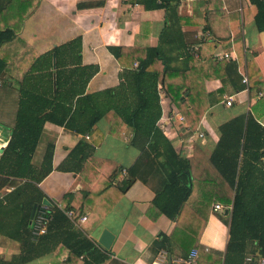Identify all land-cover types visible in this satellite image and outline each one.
Masks as SVG:
<instances>
[{"label": "crops", "instance_id": "crops-1", "mask_svg": "<svg viewBox=\"0 0 264 264\" xmlns=\"http://www.w3.org/2000/svg\"><path fill=\"white\" fill-rule=\"evenodd\" d=\"M209 1L212 5L207 3ZM213 1L218 3L217 7L213 6ZM177 12L184 17L180 28L187 41L186 51L195 60L204 63L237 59L239 73L248 78L250 72L254 85L255 94L251 96L247 87L231 91L229 81L225 80L222 96L207 108L191 133L186 121L180 119L183 115L176 104L158 83L159 129L180 154L191 156L197 143L209 158L221 135L219 127L224 122L251 113L264 126V30L256 27L257 8L250 0H179ZM164 20L163 8L145 9L132 0H0V29L11 27L16 34L0 48V57L5 61L0 73V155L10 138L22 79L31 78L32 83V79L47 81L52 78L57 82L53 88L57 99L70 106L75 105L78 96L107 89L117 90L111 96L113 101L117 99L120 106L121 102L127 104L132 100L133 92L124 86L128 85L127 80L133 81L130 72L138 61L134 59L124 66L109 47L155 46ZM77 36L81 37V63L55 68L53 47ZM224 51L229 52L230 57L219 60L217 55ZM172 64L187 73L200 71L198 63L187 67L188 62L181 58ZM184 72L176 71L164 78L173 86L179 85L180 73ZM219 72L208 68L204 71L207 75L204 74L203 87L213 99L219 95L222 83L218 77L211 78L212 74L228 79L225 73ZM38 84L35 83V87L39 90L47 89ZM225 95L231 96V105L225 104ZM113 117L112 133L106 118L97 121L89 134L76 133L45 121L32 164L39 167L51 146V170L37 186L53 203L72 205L75 213L76 208L79 209L80 213L74 215L76 227L82 228L96 242L103 229L114 235L108 248L110 256L102 264H153L161 250L167 251L172 260L185 257L186 252L179 244H192V235H181L177 243L173 241L172 253L159 244L163 235L169 236L175 221L151 210L155 193L145 180L154 164L153 156L150 153L143 158V153L130 144L131 128L116 113ZM79 139L87 143L99 141L93 153L96 159H86L82 172L72 169L77 158L74 157L72 162L65 161ZM64 163L69 168L59 169ZM115 166L122 170L114 176ZM132 166L138 174L137 179L116 198L115 185ZM202 168L206 180L195 185L190 202L195 200L196 190L212 191L216 171L206 163ZM208 176L212 178L207 179ZM24 182L23 178L0 175V264H11L22 252L25 240L22 204L28 198L24 193ZM64 196L68 198L63 201ZM215 203L222 204L223 209L214 210ZM227 207L231 205L221 201L206 202L199 213V222L204 223L198 234L200 251H197V259L203 254L204 258L208 255L204 259L206 264L215 263L211 258L214 254L223 257L225 253L231 210L225 214ZM81 216L86 219L80 221ZM198 230L195 228V234ZM53 234L57 236L59 232L56 230ZM67 253L68 249L59 242L51 252L15 264H67ZM76 264H82L81 258ZM218 264H223L222 258Z\"/></svg>", "mask_w": 264, "mask_h": 264}, {"label": "trees", "instance_id": "trees-1", "mask_svg": "<svg viewBox=\"0 0 264 264\" xmlns=\"http://www.w3.org/2000/svg\"><path fill=\"white\" fill-rule=\"evenodd\" d=\"M132 1L142 4L145 9L163 8L165 20L159 42L155 46L109 47L119 63L124 66L129 65L134 59L138 61L137 66L130 72L133 81L127 80L128 85L124 86V89L128 87L133 92L132 100L127 104L121 102L120 106L117 99L115 101L111 99V96L116 94V89L78 96L75 105L70 106L57 99L53 92L57 82L52 78H48L47 81L41 78L32 79V83L31 78H25L19 85L20 93L14 124L10 138L0 155V175L25 179L23 188L28 196L22 204L25 240L22 243L21 254L11 264L49 253L59 242L68 249L67 264L70 262L76 264L80 258L82 264H102L109 258V249L90 238L82 228L76 227L75 219L69 218L62 209L47 199L37 186L51 170V146L47 148L39 167L32 164V157L45 121L54 122L76 133L89 134L97 121L106 118L110 122L109 131L112 133L114 113L131 128L130 144L143 153V158L150 153L153 156L154 164L145 180L155 193L151 210L163 213L175 221L169 236L163 235L160 240L161 246L172 253L174 248L172 242L177 243L181 235L189 234L194 238L193 243L187 246L179 244L186 252L183 256L186 257L192 248L200 251L198 234L204 221L199 222V213L206 202L209 204L221 201L225 205H231L229 238L223 257L220 254L211 257L215 261L214 264H218L221 258L223 264H244L247 256L255 261L259 257L264 258V126L251 113L237 115L224 122L219 127L221 135L209 158H206L197 143L194 144L191 156L180 154L157 126V120L161 115L158 83L176 104L189 127V132L192 133L207 108L222 96L225 91V80L229 81L231 91L246 87L238 71L239 61L228 59L226 62L202 63L186 51L187 41L180 28L184 17L177 12L179 0ZM250 1L257 8L254 17L256 27L264 30V0ZM207 3L212 5L210 1ZM213 4L216 7L218 5L214 1ZM206 17L208 19L209 16ZM206 27L207 24L204 28ZM15 36V31L11 27L0 29V48L6 42L12 41ZM52 51L55 55V68L80 64L81 37L77 36L55 45ZM178 58L186 60L187 67L198 63L200 71L192 74L184 72L181 67H175L172 63ZM4 66L5 61L0 57V73ZM206 68L214 72L220 71V74L225 73L228 78L223 79L218 74H212L211 78L218 77L222 83L218 90L219 95L214 99L203 87V77L207 75L204 73ZM176 71L184 73H180L182 75L180 84L173 86L164 75H172ZM248 73L247 89L252 96L255 94L254 85L252 76L250 72ZM35 83L43 84L47 89L39 90ZM98 143L96 139L91 143L79 139L67 154L65 161L72 162L74 157L77 158L73 161V167L70 166L74 171L82 172L86 159H96L93 153ZM205 163L210 164L216 171L212 191L198 189L195 200L190 202L195 185L206 180L202 168ZM68 164L60 165L59 169L69 168ZM121 170V167L115 166L112 175H119ZM137 177L135 167H130L126 176L115 185L116 198L122 195ZM211 178L212 176H208L207 179ZM67 198L68 196H64L63 201ZM34 203H37V207L45 204L53 214L47 232L37 241L30 239L29 221ZM73 207L63 206L64 209ZM79 213L80 210L76 208L75 215ZM195 228L199 229L196 234ZM56 230L59 232L57 236L53 234ZM203 255L198 257L197 264H206L204 259H207L208 255H205L207 258Z\"/></svg>", "mask_w": 264, "mask_h": 264}, {"label": "built area", "instance_id": "built-area-1", "mask_svg": "<svg viewBox=\"0 0 264 264\" xmlns=\"http://www.w3.org/2000/svg\"><path fill=\"white\" fill-rule=\"evenodd\" d=\"M230 53L224 51L222 54H218L217 58L219 60L223 58H229ZM242 82L245 83L247 87L248 78L246 76H242ZM225 104L231 105L232 104V98L231 96L225 95ZM181 120H184L182 116H180ZM203 133L200 134L202 136ZM86 137H88L86 135ZM57 207L62 209L65 214L69 218H74L75 212L72 209H64L63 206H61L59 203H55ZM228 209H231V207H227ZM214 210H221L223 209V205L220 203H215L213 205ZM53 219L52 211L45 205L40 204L38 207H36L34 215L30 221V239L32 241H37L38 238L42 235H44L47 230L50 222ZM86 219V216H81L80 221H83ZM197 256L198 252L196 248H193L189 251V253L186 255V257L178 258L177 260H172L171 256L168 255V252L165 250H161L159 254L156 257V260L153 262V264H197ZM263 264L264 258L259 257L256 261L251 258L250 256H247L245 258L244 264Z\"/></svg>", "mask_w": 264, "mask_h": 264}, {"label": "water", "instance_id": "water-1", "mask_svg": "<svg viewBox=\"0 0 264 264\" xmlns=\"http://www.w3.org/2000/svg\"><path fill=\"white\" fill-rule=\"evenodd\" d=\"M37 207V203H34L30 212V218L32 219L35 209ZM225 214L229 213V209H224ZM114 235L108 230L103 229L100 236L98 237V243L104 248L108 249L113 241Z\"/></svg>", "mask_w": 264, "mask_h": 264}]
</instances>
